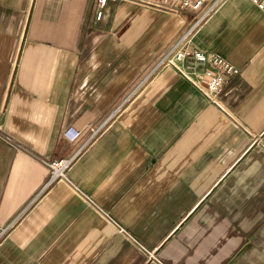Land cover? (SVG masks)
I'll return each mask as SVG.
<instances>
[{"label":"crops","instance_id":"0c3cea01","mask_svg":"<svg viewBox=\"0 0 264 264\" xmlns=\"http://www.w3.org/2000/svg\"><path fill=\"white\" fill-rule=\"evenodd\" d=\"M196 19L0 0V264H264V11L226 0L193 36L240 70L216 101L173 66L146 80Z\"/></svg>","mask_w":264,"mask_h":264},{"label":"built area","instance_id":"2783aa9c","mask_svg":"<svg viewBox=\"0 0 264 264\" xmlns=\"http://www.w3.org/2000/svg\"><path fill=\"white\" fill-rule=\"evenodd\" d=\"M164 11L184 9L197 14V19L188 32L173 46V48L160 57L146 80L164 67L173 66L182 76L201 90L210 100L216 101L222 94L225 83L229 78L240 73V70L228 58L215 53L205 52L192 46V38L209 17L226 0H154ZM264 11V0H251ZM108 0H96V18L100 19ZM101 128L90 133L83 148L71 157L52 160L47 164L50 169L49 184L66 179L68 171L76 162L82 150L99 134ZM80 132L70 131L69 139L75 140ZM8 232V228H0V241Z\"/></svg>","mask_w":264,"mask_h":264}]
</instances>
